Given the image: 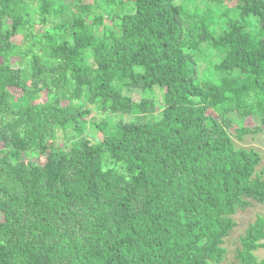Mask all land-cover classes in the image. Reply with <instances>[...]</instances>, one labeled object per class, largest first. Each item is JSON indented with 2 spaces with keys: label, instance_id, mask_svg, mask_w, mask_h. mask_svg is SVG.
Returning <instances> with one entry per match:
<instances>
[{
  "label": "trees",
  "instance_id": "obj_1",
  "mask_svg": "<svg viewBox=\"0 0 264 264\" xmlns=\"http://www.w3.org/2000/svg\"><path fill=\"white\" fill-rule=\"evenodd\" d=\"M232 1L0 0V264L222 261L232 215L264 204L260 156L230 135L264 127V0ZM260 248L264 215L236 264Z\"/></svg>",
  "mask_w": 264,
  "mask_h": 264
},
{
  "label": "rangeland",
  "instance_id": "obj_2",
  "mask_svg": "<svg viewBox=\"0 0 264 264\" xmlns=\"http://www.w3.org/2000/svg\"><path fill=\"white\" fill-rule=\"evenodd\" d=\"M227 3V7H232L237 4V1L232 0H223ZM261 0H253V8H259L261 7ZM27 20L32 21V17L28 16ZM56 21V20H55ZM37 27H40L37 25ZM39 29V28H37ZM15 44H21L22 38L21 36H14L11 39ZM196 56V55H195ZM1 62V60H0ZM12 65L18 66L19 65V59L17 57H14L11 59ZM206 71L204 69L203 65H199V77L203 78L205 77ZM10 93L12 94L13 100L15 102H18L19 100H22L23 94L17 90L16 88H10ZM161 93V90L158 88L154 89V94L156 96H159ZM130 97L137 101L139 99L138 95L131 91L129 93ZM46 96L44 92L39 93V99L40 101L45 100ZM159 98V97H158ZM68 101L64 102L63 106H67ZM88 118L98 120L100 121L102 118L107 119V116L104 114H99L98 112L91 113ZM110 122H109V128L112 129L114 127V124L118 120L117 116H109ZM90 119V120H91ZM3 121L0 119V125ZM248 127V128H254L256 126V122L254 119L247 117L245 118L240 126L235 125V128L239 127ZM232 129L230 130L231 139L234 143V146L236 148H243V149H252L256 151L260 156V162L258 166L256 167V174H262V178H264V127H261L258 132L252 133V134H245L241 139H237L232 134ZM86 136L90 142H95L98 139H100L101 135L99 132L91 129L86 132ZM3 150V145L0 143V152ZM47 156L48 152H32L28 151L24 155L20 156L19 161L22 162L24 165H21L23 167L26 166H33L37 168H42L45 166L47 162ZM20 166V165H19ZM264 215V204H259L257 202L251 201L250 206L243 210H237L233 215L232 219L235 223V226L229 233V235L224 239L223 242V248L225 249V254L223 256L222 261L219 264H236L235 260V252L236 249L239 247V238L242 236L247 229L248 225L251 224L257 216ZM0 220H2V216L0 214ZM255 255L258 259H264V248H260L257 251H255Z\"/></svg>",
  "mask_w": 264,
  "mask_h": 264
}]
</instances>
